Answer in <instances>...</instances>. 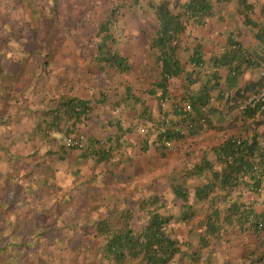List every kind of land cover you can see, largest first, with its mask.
Segmentation results:
<instances>
[{"label":"crops","instance_id":"crops-1","mask_svg":"<svg viewBox=\"0 0 264 264\" xmlns=\"http://www.w3.org/2000/svg\"><path fill=\"white\" fill-rule=\"evenodd\" d=\"M47 1L49 4L53 0ZM160 1L162 0H58V9H49L50 24L62 28V34L53 37L50 55L54 59V70L63 74V81L50 78L53 81L46 83L49 93L43 100L49 104L56 102L61 93L89 99V114L78 122L65 114L61 118L49 115L38 128L36 124L40 120L35 122L38 114L32 110L39 108L43 96L31 93L30 89L42 82L37 81L35 84L36 78L30 81L26 75L23 79L20 75L26 74L27 70H30L31 75L32 70L23 68L16 56H9L8 61L0 64V76L4 79L0 81V100L10 115L8 122L0 123V140L4 142V146L0 145V148L4 155L10 152L14 154L10 161L1 160V164L4 175L11 174L16 181L10 193L19 186V191H22V195L17 197L21 204V216L56 218L55 223L51 221L52 224L48 222L45 226L57 228V235H71L73 227L79 233L91 232L92 226L86 224L84 218H94L99 212H117L126 205H132L131 200H125L130 196L126 193L130 191L125 187H132L136 196L133 187L141 182L131 176L139 170V175L143 177L146 173L148 177L153 168L151 159L162 164L161 167L166 171L167 161L170 163L172 154H175L177 167L182 166L185 163H182L181 158L189 152L187 150L193 148V151L198 152L201 146L205 143L207 145V141H197L195 145L194 137L198 136L200 139L204 135L203 131H206L208 137L215 139L210 145L222 139V135L234 132L235 125L232 122L238 123L240 117L236 120L238 111L236 108L231 110L230 99L237 91L250 93L263 84L261 71L264 60L254 64L242 55L240 58H231V62L238 63L239 67L236 72L238 75L232 77L228 62L221 64L220 58L232 35L242 43L246 56L264 57V49H261L259 39L254 35V28L244 24L238 11L241 9L238 0H208L207 3L163 0L166 2L164 5ZM248 1L253 5L250 15L258 17L264 0ZM159 5L176 17L172 32L162 34L159 31L157 16L162 13L158 11ZM114 9L118 12L119 19L117 29L113 31L114 47L131 61V67L121 74L111 67L101 70L95 59L99 54L96 45L98 36L94 35L96 25ZM262 22V19L258 20V24ZM18 53L22 57V53ZM166 63H170L169 67L164 66ZM215 75L217 84L206 95L200 89L204 83L213 81ZM58 87L60 92L57 93ZM166 93L170 94L166 119L183 125L184 133L179 138V146L172 147L173 153L167 155V160L153 144L154 134L146 135L143 131H152L155 122H158L159 100ZM11 95L15 100L11 101ZM193 98H198L195 103L202 104L203 110H220L209 114L210 121L202 130L189 129L190 122L179 120L177 115L181 111L177 105L191 103L190 99ZM27 101L30 102V108L26 107ZM2 114L5 118L8 116L6 111ZM193 117H196L195 114ZM65 126H73V132H82L92 145L96 140H110V144L117 145L130 159L118 171L120 173L113 176L111 171L119 168V161H114L116 157L98 160L96 156L85 155L75 148L61 147L53 135L47 134V130H61ZM160 159L165 161L160 162ZM190 159L196 160L192 154ZM158 178L160 184H164V188L160 190L161 197L171 195L167 175ZM146 184L144 192L153 190L148 189L151 186L149 177ZM4 185L7 187L5 183H0V187ZM112 185L124 188L118 191L116 187V194L108 193ZM241 199L251 202L255 211L264 214V190L258 193L243 190ZM21 220L18 226L20 233H36L42 228L41 224H27V220ZM236 232L237 230L232 229L224 236V243L219 245L222 255L235 258L250 245L258 243L254 236ZM261 234L263 239L264 232ZM48 243L44 239L39 246L46 251L50 247ZM57 243L58 240L55 244ZM28 249L33 252V248ZM30 254L31 252L14 264H36L37 261L33 258L31 260ZM96 262L97 259L94 260L95 264Z\"/></svg>","mask_w":264,"mask_h":264},{"label":"trees","instance_id":"trees-1","mask_svg":"<svg viewBox=\"0 0 264 264\" xmlns=\"http://www.w3.org/2000/svg\"><path fill=\"white\" fill-rule=\"evenodd\" d=\"M190 1L207 3L208 0ZM238 2L241 6L238 11L243 17L244 24L254 28V35L259 39L263 50L264 22L258 24V20L264 21V4L260 9V15L253 18L249 13L253 11L252 2L248 0H238ZM57 3L58 0L50 1L49 4L47 0H0V64L8 61L9 56H16L23 68L32 70L31 75L30 70H27L26 74L20 76L24 79L26 75L30 81L36 78L35 84L37 81L42 82L30 89L31 93L43 96L39 102V108L29 109L38 114L35 120V122L40 120L36 124L38 128L49 115L56 118L65 114L68 118L74 117V120L78 122L80 118L87 117L91 108L89 99L65 96L62 93L58 95L56 102L49 104L44 103L43 100L49 93L46 83L50 78L53 77L52 79L59 80L58 82L63 81V74L54 70V59L50 55L53 49V37L62 34V28L59 25L50 24L48 19L49 9L53 7V11H56ZM165 3L163 0L160 1L162 5ZM159 10L162 11L157 16L159 31L162 34L172 32L176 17L163 10L160 5ZM45 21L55 26L57 33L48 39L50 43L36 44L35 34L39 27L47 24ZM14 22L18 25L25 22L32 27V30L23 32L24 29H20L15 35L17 25ZM118 22V12L114 9L106 19L96 25L94 35L98 36L96 45L99 54L95 59L101 70L111 67L121 74L131 67V61L114 47L113 31L117 29ZM166 38L164 37V40H167ZM18 52L22 53V57H19L21 55ZM240 55L254 64L264 60L263 56L260 58L246 56L247 52L242 43L234 35L230 36L220 62L221 64L228 62L232 77L237 74L239 67L238 63L231 62V58H240ZM169 64L166 63L164 66L169 67ZM261 77L264 82L262 74ZM213 78V81L204 83L200 91L208 95L209 90L217 84V76ZM3 80V76H0V81ZM21 81L22 79L19 83ZM56 92H60L59 87ZM12 94L15 95L14 92ZM248 94L237 91L230 99L232 100L231 110L236 108L238 111L236 120L240 117L238 123L232 122V125H235L234 132L222 135V139L208 148H202L200 153L193 151L195 149L190 147L191 149L187 150L189 152L181 158L182 163H185L182 166L176 167L175 156L170 158L166 175L171 195L161 197L157 190L144 192L146 189L136 186L138 189L133 188L136 196L132 191L131 194H127L130 196L125 198V200H131L132 205H126L117 212H99L94 218L90 216L84 218L86 224L92 226V231L88 233H79L75 227H70L73 231L71 235L67 233L57 235L55 233L57 228H52L54 227L52 225L51 228L45 226L51 221L55 223L56 218L21 216V204L17 197L22 195L20 193L22 191H19V186L12 189L13 192L10 193L16 181L11 174L4 175L1 164V160L10 161L14 154L10 152L4 155V151L0 148V172H2L0 183L7 185V187L5 185L0 187V193L2 192L0 195V264H14L30 252V258L35 259L36 264H61L62 261L63 264H95L96 259L97 264H264V238L261 237L264 226H258V222L264 223V214L255 211L251 202L241 199L243 190L256 193L264 190V107L256 105L239 108L236 100ZM12 99L15 100V97L12 96L11 101ZM48 99L52 100L49 97ZM197 99H190L191 109L188 111L184 110L185 104L177 105L181 110L177 114L179 120L190 122L188 128L192 130H202L210 121L209 114L214 110L220 111L214 108L212 111L203 110L202 104L195 103ZM29 104L30 102L27 101L26 107L30 108ZM5 111L9 113L0 100V123L9 121L10 115L8 114L5 118L2 114ZM194 114L196 117H193ZM166 117L163 131L158 122H155L152 131L143 129L146 135L154 134L153 144L160 151L161 156L173 153L170 146L162 141L163 134L175 148L179 146V138L184 134L183 125L180 126L178 122L175 123L170 119L169 121ZM230 128H232L231 125ZM1 134L2 131H0V138ZM197 137H194L196 142ZM109 141L96 140L100 143V147L96 149H75L85 155L92 154L98 160L116 157L114 161H119L117 164L119 168L111 171V174L116 177V173H120L118 171L130 158L124 155L117 145L113 146ZM0 145L4 146L1 140ZM191 154L196 160L190 159ZM111 181L114 183L112 179ZM116 187L118 191L124 188L121 185ZM116 187L112 185L108 193H116ZM21 219L27 220V224H41L42 228L36 233H20L18 226L21 224ZM63 220L66 219L63 218ZM177 226L182 228L178 229ZM232 229L237 230L236 233L245 232L254 236L258 243L255 246L250 245L245 252L235 258L222 255L219 245L224 243L222 241L224 236ZM44 239H47L50 245L46 251L39 246ZM57 240L58 243L55 244ZM214 242L219 244L215 245ZM29 247L33 248V252L28 249Z\"/></svg>","mask_w":264,"mask_h":264},{"label":"built area","instance_id":"built-area-1","mask_svg":"<svg viewBox=\"0 0 264 264\" xmlns=\"http://www.w3.org/2000/svg\"><path fill=\"white\" fill-rule=\"evenodd\" d=\"M261 74L264 76V67L261 71ZM170 101V94L166 93L159 100L160 110H159V118L158 123L160 125L161 130H164V119L166 117V113L168 111V105ZM239 108L244 109L247 106L255 107L256 105H260L264 107V82L263 84L256 90L249 93L246 97H238L236 100ZM191 109V104L189 102L185 103L184 110L188 111ZM48 135L54 137L56 143L64 148H79L91 150L92 148H99L100 143L96 142L92 145L86 138V136L82 132H73V126H65L61 130H48ZM162 141L170 146L172 149L171 143L166 138V135H162ZM258 226H264L263 222H258Z\"/></svg>","mask_w":264,"mask_h":264},{"label":"rangeland","instance_id":"rangeland-1","mask_svg":"<svg viewBox=\"0 0 264 264\" xmlns=\"http://www.w3.org/2000/svg\"><path fill=\"white\" fill-rule=\"evenodd\" d=\"M46 22V21H45ZM47 24H45V25H43V26H41V27H39V30H38V32L35 34V36H36V38H35V42H36V44L37 43H42V44H44V45H46L47 43H50L49 41H48V39H51L54 35L53 34H55V33H57V29H56V27L55 26H52V25H49L48 24V22H46ZM25 24V26H23ZM20 29H24V31L23 32H30L31 30H32V27L31 26H29L27 23H22V25H17L16 26V30H17V33H15V35H17L18 34V32H19V30ZM36 32V30L34 31V33ZM61 33H62V31H61ZM52 60V59H51ZM204 132V133H203ZM202 133L204 134L200 139H197V141H200V142H203V141H207V145H206V143L203 145V146H205V147H203V146H201L199 149H198V151L200 152V150L202 149V148H208V147H210L211 145L209 144V143H211L212 142V140H214L215 141V139H211L210 137H208L206 134H205V132L206 131H203ZM200 134V133H199ZM216 138V137H215ZM218 138V137H217ZM216 138V139H217ZM197 144V142L195 143V145ZM196 149H197V147H195ZM172 156H175V154H172ZM165 157V159L167 160L168 159V157L167 156H164ZM163 161H165V160H162V159H160V162H163ZM153 159H151L150 160V164H152V169H151V172H150V175L148 176L150 179H151V186H150V188H148V189H154V190H157V191H159L160 192V190H162V188H164V184H160V182H159V176L160 177H162V175H166V173H167V170H168V168H169V165H170V163L167 161V169H166V171H164V169H163V167H161L162 166V164H158V161H154L153 163ZM177 163V162H176ZM176 165V167H177V164H175ZM130 172V171H129ZM138 172H139V170L134 174V175H136V176H131V178L133 177V178H135V179H139V181L141 182V184H139L138 185V188H143V189H146L147 188V184H146V179L148 178L147 177V175H146V173H144V175H143V177H142V175H139L138 174ZM165 172V173H164ZM109 176V175H108ZM134 189H138V188H136V187H133ZM125 189L126 190H129L130 192H126V193H128V194H131V191H132V187H130L129 185L127 186V187H125ZM147 189V190H148ZM117 193V192H116ZM116 193H114V194H116ZM119 193V195H121V193L120 192H118ZM198 216H200V214L198 215ZM179 228H182V226H178V229ZM22 229V228H21ZM78 237V236H77ZM76 237V238H77ZM45 238H47V237H45Z\"/></svg>","mask_w":264,"mask_h":264}]
</instances>
